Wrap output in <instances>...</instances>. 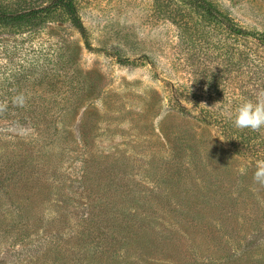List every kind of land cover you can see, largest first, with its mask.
Returning a JSON list of instances; mask_svg holds the SVG:
<instances>
[{"label": "rangeland", "instance_id": "rangeland-1", "mask_svg": "<svg viewBox=\"0 0 264 264\" xmlns=\"http://www.w3.org/2000/svg\"><path fill=\"white\" fill-rule=\"evenodd\" d=\"M211 1L264 34V0ZM75 4L82 32L0 26V264H264V128L231 120L264 48L179 0Z\"/></svg>", "mask_w": 264, "mask_h": 264}, {"label": "trees", "instance_id": "trees-1", "mask_svg": "<svg viewBox=\"0 0 264 264\" xmlns=\"http://www.w3.org/2000/svg\"><path fill=\"white\" fill-rule=\"evenodd\" d=\"M76 0H0V26L15 27L27 25L39 26L43 20L56 10L67 14L69 21L79 31H83L77 8ZM188 9L199 12L212 22L221 26L231 36L251 39L264 48V34L245 30L223 15L211 0H179ZM6 113V112H5Z\"/></svg>", "mask_w": 264, "mask_h": 264}, {"label": "clouds", "instance_id": "clouds-1", "mask_svg": "<svg viewBox=\"0 0 264 264\" xmlns=\"http://www.w3.org/2000/svg\"><path fill=\"white\" fill-rule=\"evenodd\" d=\"M253 96L254 98H243L234 110L231 120L233 126L237 129L259 131L264 128V87L258 88ZM14 103L23 106L25 98L22 94L18 95L14 98ZM3 107L4 105H0V110ZM253 180L257 184L264 186V160L256 162Z\"/></svg>", "mask_w": 264, "mask_h": 264}]
</instances>
